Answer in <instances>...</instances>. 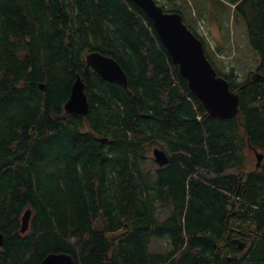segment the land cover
<instances>
[{
  "label": "trees",
  "instance_id": "obj_1",
  "mask_svg": "<svg viewBox=\"0 0 264 264\" xmlns=\"http://www.w3.org/2000/svg\"><path fill=\"white\" fill-rule=\"evenodd\" d=\"M225 1L259 56L242 77L216 66L227 56L197 16L172 11L237 93L230 119L206 112L131 0H0V264L53 252L71 264H264V0ZM90 52L114 59L126 85L88 66ZM77 75L85 115L64 110Z\"/></svg>",
  "mask_w": 264,
  "mask_h": 264
},
{
  "label": "water",
  "instance_id": "obj_2",
  "mask_svg": "<svg viewBox=\"0 0 264 264\" xmlns=\"http://www.w3.org/2000/svg\"><path fill=\"white\" fill-rule=\"evenodd\" d=\"M139 6L151 19L153 27L166 48L172 62L177 65L179 73L187 81L188 88L203 104L206 112L213 117L222 119L233 118L238 110L237 93L231 91L228 81L217 74L207 58L203 42L187 27L182 16L175 11H165L155 0H131ZM86 64L91 66L104 80L116 81L126 85L125 73L121 66L111 57L90 52L85 56ZM42 87V86H41ZM68 113L85 115L89 110L84 83L79 75L76 76L70 95L64 104ZM154 160L159 165L168 162L165 151L159 147L152 150ZM257 167L261 154L255 152ZM31 210H25L21 218L20 232L28 229ZM0 233V246L2 245ZM239 248L244 243L238 240ZM72 256L64 252L47 254L40 264H71Z\"/></svg>",
  "mask_w": 264,
  "mask_h": 264
},
{
  "label": "rangeland",
  "instance_id": "obj_3",
  "mask_svg": "<svg viewBox=\"0 0 264 264\" xmlns=\"http://www.w3.org/2000/svg\"><path fill=\"white\" fill-rule=\"evenodd\" d=\"M159 5H163L165 11H172L175 4L184 7L187 17H202L206 21L219 24L220 37L222 43V54L227 57H217L216 66L222 72H227L230 68L240 76H244L253 69L259 61L258 54L251 48L248 40L247 29L244 21L234 14L231 4L225 0H155ZM183 10V11H184ZM197 19V21L199 20ZM202 24L195 26L197 32L204 36L210 43L214 51L220 42L211 40L204 33ZM213 39V38H212ZM222 51V50H221ZM247 165L249 167L256 164V155L252 151H247ZM150 162V161H149ZM166 244L161 240H154L151 244L152 250H164Z\"/></svg>",
  "mask_w": 264,
  "mask_h": 264
},
{
  "label": "crops",
  "instance_id": "obj_4",
  "mask_svg": "<svg viewBox=\"0 0 264 264\" xmlns=\"http://www.w3.org/2000/svg\"><path fill=\"white\" fill-rule=\"evenodd\" d=\"M231 7L233 8V5H231ZM197 23H198V25H200V23H201L202 24L201 26L204 27V33L207 34L208 37L211 38L212 41L213 40H217L218 42H220L219 43L220 46H221L220 48H223L222 47V43H221V37H220V35H221V33H220L221 28H220L219 24L208 22V21H206L202 17L197 21Z\"/></svg>",
  "mask_w": 264,
  "mask_h": 264
}]
</instances>
